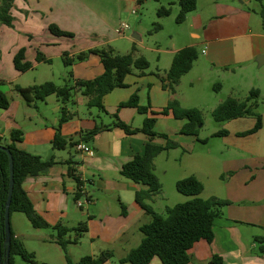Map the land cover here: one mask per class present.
I'll return each mask as SVG.
<instances>
[{"label":"crops","instance_id":"1","mask_svg":"<svg viewBox=\"0 0 264 264\" xmlns=\"http://www.w3.org/2000/svg\"><path fill=\"white\" fill-rule=\"evenodd\" d=\"M144 1L12 0L13 23L11 26L0 24V80L9 86V92H3L10 101L7 109H0V145L11 144V133L19 130L22 139L16 146L20 150L43 161L54 159L56 162L47 172L28 177L23 190L36 214L50 226L49 229L34 228L35 244L58 247L64 254V262L58 264H67L66 257L72 264H78L84 256L98 257L102 252L112 254L103 264H129L121 260L140 245L143 239L140 228L150 223L151 217L135 200L136 192L147 187L124 178L121 171L144 152L147 143L165 144L159 138L150 141L140 132L146 118H155V131L178 142L177 149L184 145L185 151L191 154L204 139L181 134L185 121L176 119L170 111L163 113L171 100L203 114L212 113L227 98L243 101L252 90L264 97V65L258 67L256 62L264 56L263 8L259 9L250 0H196V9L179 28H173L177 18L173 8L179 0H157L173 7L169 16L157 15L155 23L160 29L148 33L152 41L145 43L144 34L135 31L127 38L128 29L122 32L120 28L125 24L120 16L130 12L134 15L135 6ZM112 9L117 11V18ZM50 26L70 36L55 35ZM133 35L140 40L133 39ZM120 43H125L126 48L122 50ZM187 47L196 49L198 59L180 79L172 95L163 87V80L175 55ZM107 48L117 55L132 52L135 58L145 57L149 69L145 74L133 70L125 78V87L105 95L104 111L89 108L88 98L78 88L71 91L66 103L51 95L32 105L15 90V86L27 88L47 82L73 87L76 83L94 80L104 72L100 57L88 54L79 60L78 56ZM20 50L25 51V62L31 64L24 73L14 65ZM39 56L42 59L38 61ZM27 75H31L29 81L23 82ZM217 80L222 83L217 84ZM214 85L219 86L218 91L211 90ZM134 95L139 106L147 109L146 114L136 108L121 107ZM262 118V129L253 134L248 133L255 127L254 117L223 123L222 131L226 134L218 136L220 144L215 152L210 149L206 155H197L199 159L194 161L192 173L177 179L195 176L204 187L201 198L217 197L230 202L214 221L211 242L200 241L189 251L190 264H212L214 256L221 258L222 264H264V112ZM117 121L137 132L126 134L114 126ZM96 128L102 130L84 139ZM57 129L68 142L65 149L53 147ZM176 137L184 140L181 143ZM78 144L89 147L90 153L77 151ZM162 155L155 158L154 165L163 184L167 172L159 167ZM77 179L86 192L82 208L76 205ZM163 193L162 190L160 195L147 201L155 212L163 210L158 213L162 216L167 207L190 199L174 196L180 201L171 204L167 200L166 204ZM12 217V232L27 248L24 235L13 231ZM80 224H85L87 231L76 243V233L67 234L65 239L71 243L66 254L57 238L44 232L55 231L52 229L55 226L74 229ZM26 250L37 258L35 249ZM79 250L85 255L75 258L72 253ZM150 264L163 263L155 257Z\"/></svg>","mask_w":264,"mask_h":264},{"label":"trees","instance_id":"2","mask_svg":"<svg viewBox=\"0 0 264 264\" xmlns=\"http://www.w3.org/2000/svg\"><path fill=\"white\" fill-rule=\"evenodd\" d=\"M262 3L263 0H250ZM180 12L176 18V22L181 24L185 21L186 16L193 12L197 3L196 0H179ZM12 0H0V24L11 26L13 16L11 14ZM171 9L160 8L157 11L159 17L169 16ZM264 23V8L261 11ZM160 26L157 24L154 31H158ZM50 31L58 36H70L68 33L60 31L56 26H50ZM88 54H96L100 57L104 72L98 78L76 83L70 87L56 86L52 82H47L39 86L22 88L15 86V90L23 97L28 105H32L37 101H44L47 97L55 95L63 103L71 98V91L78 88L82 95L88 98L87 106L89 108H97L104 111L103 98L116 88L125 87L124 81L127 75L133 70L139 71V74H145L149 69V62L145 57L135 58L133 53L127 55H117L110 48L92 50L87 54H80L79 60H83ZM42 57L39 56L38 61ZM198 59L196 49L187 47L180 50L174 57L170 69L167 71L166 78L163 80V87L172 95L176 92V87L180 79L189 73ZM66 62V61H65ZM67 63V62H66ZM14 65L17 71L24 73L31 68V64L25 62V51L20 50L14 58ZM4 85L0 80V109H7L10 101L2 90ZM218 91L219 86L214 87ZM259 92L252 90L249 96L239 101L233 98H227L212 111V117L217 123H226L228 121L254 117L256 119L255 127L248 134L257 133L262 129L263 118L255 109L258 106L257 100ZM121 107L136 108L140 113L146 114L147 109L139 106L138 97L132 96L131 99L121 104ZM171 112L176 119L184 120L185 124L181 129V134L197 137L199 129L202 126L203 118L200 110L191 108L185 109L181 107L177 100H171L163 113ZM156 119L146 118L140 132L147 135L150 141L159 138L165 141L164 145H155L152 142L146 144L144 152L136 155L121 171V175L147 187L146 190L136 192V203L151 217L150 223L143 225L140 231L143 239L140 245L132 249L129 254L121 260V263L129 264H150L151 261L158 257L163 264H190L191 258L189 251L200 241L211 242L213 238V224L217 217L221 215L222 208L230 204L227 200L217 197L203 199L200 195L203 192V184L195 177L189 176L176 183L177 191L190 199L184 203L176 204L173 207L166 208V215L162 216L155 212L147 201L160 195L163 190L162 183L155 173V158L163 152L177 149L179 143L171 139L166 134H158L155 131ZM114 126L122 129L126 134H134L137 130L130 128L122 122H115ZM102 128H96L89 132L84 139L92 138L98 134ZM226 134L220 131L216 136ZM247 134V135H248ZM22 139V132L15 130L11 133L12 143L6 145L11 151L14 160V190L10 207L11 215L13 213H23L32 227L35 229H49L50 226L39 217L32 205L28 201L23 190V184L28 177L38 176L47 172L56 164L54 159L43 161L37 156H33L25 151L20 150L16 143ZM73 144V143H71ZM68 142L65 141L56 130L53 147L55 149H65ZM72 173L73 168H69ZM78 192L76 201L80 198V187L82 183L77 179ZM9 189V160L8 155L0 150V236L1 241L5 240L4 232V214L5 204L7 201ZM52 229L57 231V243L61 246L66 254L67 246L71 243L65 239L68 233L75 232L76 240L87 231L85 224H80L74 229H68L62 226H55ZM12 232V230H11ZM264 253V249L262 250ZM6 251L2 248V260L5 261ZM15 257H20L23 261L35 264V256L29 253L23 243L11 233L10 259L9 264H15ZM112 254L110 252H102L98 257L85 256L81 258L78 264H103L110 260ZM67 264H72L68 257ZM212 264H222L219 257L214 256L211 260Z\"/></svg>","mask_w":264,"mask_h":264},{"label":"rangeland","instance_id":"3","mask_svg":"<svg viewBox=\"0 0 264 264\" xmlns=\"http://www.w3.org/2000/svg\"><path fill=\"white\" fill-rule=\"evenodd\" d=\"M162 3V4H161ZM159 3L157 0H145L142 4L138 3L135 8L137 9V12L135 14L127 13L126 15L120 16V21L125 23L129 26V29L126 33L127 38L131 37L133 32L139 31L140 33L144 34L145 36V43L151 42L152 38L148 33H152L154 31V27L157 25L155 23V20L157 17V11L160 8H172L173 5L167 4L168 2H161ZM255 6H257L259 9L264 8V0L262 3L253 2ZM114 12V17L117 18V11L112 9ZM173 13L177 17L179 13V5L176 3L175 7L173 8ZM142 21V24L140 22ZM181 25L177 22L172 23L173 28H179ZM167 40V37L164 38V41ZM121 49L126 48L125 43H120ZM154 58V56H153ZM3 60L6 61V55L3 56ZM155 60V58H154ZM150 61L154 63L152 60V56H150ZM152 63V65H153ZM264 67V66H263ZM5 74L8 75V72L5 71ZM31 75H27L24 77L23 82L29 81ZM217 84H221L220 80H217ZM58 85H64L61 82H56ZM5 85V86H4ZM2 86L3 91L6 93L9 92V86L7 84H4ZM57 85V84H56ZM215 86V85H214ZM214 86L212 89H214ZM62 87V86H61ZM227 97V96H225ZM226 99V98H225ZM258 106L255 109V111L259 114H263L264 112V97H259L258 100ZM41 105V103H39ZM44 105V103H42ZM95 110V109H94ZM96 112V110H95ZM203 123L201 128L199 129L198 136L201 139H204L201 141V144H197L196 150L190 154L188 151H185L186 148H184V145H181V149L177 150H171V155L169 156V151L163 152V155L161 157V161L159 163V167L167 172V175L163 177V201L167 204V200H169V203L174 204L180 201L179 199L175 198L174 196H180V194L176 189V183L179 181L180 177H185L184 175H189V173H192L190 171L194 170L193 163L194 161L197 162L199 157L197 155H206L210 149H215L217 144H220L219 137L216 136L218 131H222L223 123H217L210 112L203 113L202 114ZM164 129V128H163ZM181 137H176L178 141L182 143ZM186 138V137H182ZM206 140L208 143H206ZM75 154V153H74ZM162 177V176H161ZM189 177V176H188ZM184 179V178H183ZM182 180V179H180ZM181 197V196H180ZM158 213H163V210H157ZM166 215V212L164 213V216ZM12 221H13V231H19L24 235L23 241L25 246L28 249H35L37 251V258L34 260L35 264H50V263H63L64 262V254L58 247H39L35 244V238H33V234H36V231L32 227L31 223L27 219V217L23 213H13L12 214ZM10 223H11V216H10ZM12 230V226H11ZM48 234L54 235V237H58V233L56 231H44ZM70 236H74V234H70ZM26 248V249H27ZM78 250V249H77ZM85 253L82 251H74L72 254L76 257H82L81 255ZM85 257V256H84ZM15 264H30L25 261H23L20 257H15Z\"/></svg>","mask_w":264,"mask_h":264},{"label":"water","instance_id":"4","mask_svg":"<svg viewBox=\"0 0 264 264\" xmlns=\"http://www.w3.org/2000/svg\"><path fill=\"white\" fill-rule=\"evenodd\" d=\"M133 39L140 40L135 35H133ZM258 67H262L264 65V56H261L257 59ZM0 150L4 151L8 155L9 160V189L7 195V201L5 204V214H4V232H5V240L1 241L0 236V264H9L10 259V246H11V223H10V207L12 202V195L14 190V160L11 151L6 147L0 145ZM2 248L5 249V261L2 260Z\"/></svg>","mask_w":264,"mask_h":264},{"label":"built area","instance_id":"5","mask_svg":"<svg viewBox=\"0 0 264 264\" xmlns=\"http://www.w3.org/2000/svg\"><path fill=\"white\" fill-rule=\"evenodd\" d=\"M121 31L123 32V31H125V30H127V29H129V26L128 25H126V24H121ZM75 149L77 150V151H79V152H84V153H90V148L89 147H87L86 145H84V144H78V145H76L75 146ZM83 186H81L80 188V198L79 199H77V201H76V205L79 207V208H82L83 206H84V204H85V200H83V198L84 197H86V192H85V190H83V188H82Z\"/></svg>","mask_w":264,"mask_h":264}]
</instances>
